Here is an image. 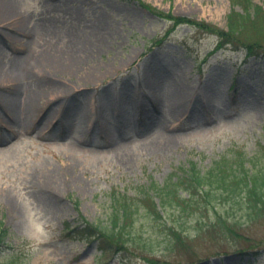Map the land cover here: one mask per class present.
Here are the masks:
<instances>
[{"label":"rangeland","instance_id":"374dc122","mask_svg":"<svg viewBox=\"0 0 264 264\" xmlns=\"http://www.w3.org/2000/svg\"><path fill=\"white\" fill-rule=\"evenodd\" d=\"M6 1L0 218L11 246L0 264H264V214L251 217L239 196L187 207L143 194L194 163L216 173L242 157L264 170V51L245 46H264V0H143L185 18L177 24L140 0ZM28 94L35 105L23 110ZM115 194L139 206L127 244L63 229L81 216L108 226ZM216 210L236 231L210 225Z\"/></svg>","mask_w":264,"mask_h":264},{"label":"trees","instance_id":"16d2710c","mask_svg":"<svg viewBox=\"0 0 264 264\" xmlns=\"http://www.w3.org/2000/svg\"><path fill=\"white\" fill-rule=\"evenodd\" d=\"M142 4L147 6V8L156 11L159 15H163L167 18L175 19V23H180L185 19L184 17L174 16L171 12H163L153 6L150 3H147L143 0H140ZM221 36L228 35L224 33H219ZM230 41V40H229ZM222 42L217 43V48L222 46ZM262 45V44H261ZM255 43H246L245 46L248 49V55H254L264 51V46ZM245 158H239L234 162L233 167L230 169H221V172H212L205 171L203 172L197 168L196 164L192 165V169L186 170L184 175H180L179 179L173 181L162 187H158L156 184L146 186L144 188L143 194L152 197V194H160L164 197L163 204L173 202V199H179L183 202L184 206H190L195 198H204L206 201H209L208 198H215L220 193V196H227L233 198L239 196L250 208L249 214L253 216H261L264 214V170L263 171H251L250 168L245 167ZM219 169H217L218 171ZM229 171L228 173H226ZM216 177V178H214ZM216 181V186L214 181ZM182 185H186V188L189 189V196L182 197L179 193V189ZM222 188L223 190L219 191L218 189ZM225 189V190H224ZM151 193V196H150ZM129 197L117 196L115 194L116 206L114 207L113 214L111 217V222L108 226L100 225L96 222H91L87 220L84 216H81L83 219L82 223L74 226L70 222L64 224L63 228L66 231H71L75 228H78L83 237H90L91 240H101L105 243L106 246H111L112 242L117 240L120 245L124 246L127 244L133 237L134 234L126 229L132 225L133 216L138 209V205L134 207L130 203ZM152 201V200H151ZM178 201V202H180ZM197 203V202H196ZM197 205V204H196ZM181 206V205H179ZM151 208L159 218H161L160 224L165 228V232L170 233L171 235L180 238L182 231L175 225L169 224L168 220L162 213V208H158V205L151 203ZM196 210L194 213H198ZM216 210L215 217L212 218L211 226L224 227L228 231H236L235 222L229 220L228 216H224L222 213H218ZM167 220V221H166ZM11 235L10 228L6 226L3 218H0V249L9 245V236ZM108 238L110 241H108ZM115 239V240H114ZM154 240V238L152 239ZM136 243V242H135ZM104 247V246H103ZM243 251V250H242ZM248 251V250H247Z\"/></svg>","mask_w":264,"mask_h":264},{"label":"bare ground","instance_id":"6f19581e","mask_svg":"<svg viewBox=\"0 0 264 264\" xmlns=\"http://www.w3.org/2000/svg\"><path fill=\"white\" fill-rule=\"evenodd\" d=\"M14 14H15V9L12 5V3L10 2H7L6 0H0V22H5V20L9 17H14ZM35 97L34 95H31V94H28L26 96H24L23 98V110H28V109H31L32 107H34V102H35ZM151 101V99H150ZM7 107L6 109H8L6 112L7 114V118L9 119V117L11 118V112L12 110L14 109V106H13V102L11 101H7ZM6 106V105H5ZM15 123L20 126V123H22V125H27V123H25L23 120L21 119H17L15 120Z\"/></svg>","mask_w":264,"mask_h":264}]
</instances>
